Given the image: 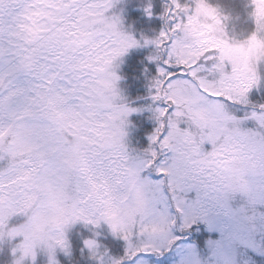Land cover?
I'll return each instance as SVG.
<instances>
[{"label":"snow or ice","instance_id":"obj_1","mask_svg":"<svg viewBox=\"0 0 264 264\" xmlns=\"http://www.w3.org/2000/svg\"><path fill=\"white\" fill-rule=\"evenodd\" d=\"M252 2L257 31L234 45L217 35L221 21L208 0H171L164 28L144 40L156 46L149 56L158 62L152 98L165 106L154 109L158 126L149 146L133 154L125 125L138 109L117 103L120 77L112 69L140 41L122 30L120 16L108 14L115 0H0V236H21L9 218L51 200L70 206L68 227L104 221L124 239L118 258L85 240L98 264H148L144 253L174 246L177 264H259L264 105L243 118L227 107L229 101L248 103L260 80L249 60L264 50L258 36L264 0ZM261 59L257 54V64ZM177 91L184 103L202 104L214 115L196 134L189 122L178 144L173 137L186 109ZM249 115L257 129L242 127ZM205 140L213 150L202 154ZM164 151L172 155L159 160ZM145 170L159 178L142 175ZM198 222L219 234L205 242L206 255L181 243ZM57 248L69 251L66 231L48 246L49 264H59ZM26 257L35 259V246H23L16 264Z\"/></svg>","mask_w":264,"mask_h":264},{"label":"trees","instance_id":"obj_2","mask_svg":"<svg viewBox=\"0 0 264 264\" xmlns=\"http://www.w3.org/2000/svg\"><path fill=\"white\" fill-rule=\"evenodd\" d=\"M212 6L223 8L229 16V20L225 25V33L229 40L244 39L255 30V19L252 15L254 4L252 0H208ZM171 0H115L111 9L108 10L109 15H118L121 17V27L131 33L134 38L140 41V44L131 47L119 60L116 72L120 79L117 86L124 98V102L129 107L136 108L128 116L126 124V143L133 154L141 153L149 146V137L158 126L154 109L164 107L165 102L153 100V92L151 85L153 78L157 75L158 62L150 60L149 56L153 54L155 49L154 44H145V39H154L165 26L164 12L170 5ZM150 5V14L146 9ZM257 71L260 75V80L257 85L253 86L248 94V103L238 101L227 102L228 111L238 117L243 118L246 114L253 111H261L260 105H264V60L257 64ZM186 125L181 123V127ZM242 127L257 129V122L249 115L248 119L242 120ZM208 145L204 143L203 149L208 151ZM171 152L164 151L159 156V160H164L170 157ZM150 175L152 179H156L159 174L145 170L142 175ZM194 193V192H193ZM189 199L194 198L190 193L187 194ZM27 217L23 214H15L9 218L8 226L13 227L22 224ZM69 242V251L65 252L57 248L55 257L59 264H98L97 260L92 258L89 249L85 248L84 239H94L103 248L107 250L108 256L120 257L122 254L119 251V238L113 239L107 232L105 226H92L91 223H82L76 221L72 223L66 231ZM218 233L215 231L209 232L203 222H198L191 226L190 229L183 233V240L192 242L199 250L205 251V242L211 238H218ZM19 238L9 239L8 237L0 238V264H12L14 252L11 248L12 243ZM176 247V246H175ZM162 254L144 253L150 261H155L160 264H168L166 253ZM38 254L36 261L31 262L25 259L24 264H42L43 256ZM202 253V252H201ZM18 254V253H15ZM207 253H205L206 255ZM259 264H264V258L255 257Z\"/></svg>","mask_w":264,"mask_h":264},{"label":"clouds","instance_id":"obj_3","mask_svg":"<svg viewBox=\"0 0 264 264\" xmlns=\"http://www.w3.org/2000/svg\"><path fill=\"white\" fill-rule=\"evenodd\" d=\"M218 15L221 23L216 27L217 35L226 36L225 33V25L229 20V16L226 14L225 10L219 6H213ZM123 30V29H122ZM124 31V30H123ZM254 31H257L255 28ZM125 32V31H124ZM127 33V32H126ZM249 34L244 39H232L231 42L234 45L245 43L247 38L250 36ZM258 36L260 39L264 40V30L258 32ZM257 54L261 56V60H264V50H260ZM253 54L249 60L250 64L253 67L257 66L256 55ZM116 68H113L112 71L116 72ZM117 73V72H116ZM119 96L117 97V103H123V98L120 89L118 88ZM178 100L181 103H184V97L180 95V93L176 92ZM184 109H186L184 113V118L177 124L178 133L177 136L173 137V140L178 144L180 142V136L183 132L189 131V122H191V131L193 134H196L197 128H199L202 121L214 119V115L211 111L202 104H197L194 101H189L188 103H184ZM181 123L185 124V127H180ZM126 127V125H125ZM209 142L211 144L210 151H204L203 145L205 142ZM222 143V141H221ZM219 145H217L218 147ZM213 150V145L210 141L205 140L201 145V153L207 154ZM236 167H242L237 165ZM237 183L242 182L243 176L242 174H237L235 177ZM70 209L69 205L58 206L54 201H38L36 206L32 207L26 214L27 219L22 223L15 227L21 229L22 239L15 246V254L12 264H16L18 260H20L23 246H35V248H44L46 251L49 245L53 244V237L59 234L61 231H67L66 221L68 219L67 213ZM118 211V209H117ZM8 237L6 234L0 236V238ZM26 237V238H25ZM19 245V246H18ZM25 260V259H24ZM24 260L21 261V264H24Z\"/></svg>","mask_w":264,"mask_h":264},{"label":"rangeland","instance_id":"obj_4","mask_svg":"<svg viewBox=\"0 0 264 264\" xmlns=\"http://www.w3.org/2000/svg\"><path fill=\"white\" fill-rule=\"evenodd\" d=\"M260 63V61L258 62V64ZM207 145H208V151H210L211 150V144L209 143V142H205ZM204 150V149H203ZM204 151H206V150H204ZM172 155V154H171ZM146 175H148V174H146ZM150 176V175H149ZM151 177V176H150ZM159 178V176L156 178V179H158ZM194 191H192L191 192V194L194 196V194H195V192L193 193ZM188 194V193H187ZM186 194V195H187ZM173 211H174V209H173ZM80 222H82L83 224L85 223L84 221H80ZM17 226V225H16ZM92 226H94V227H96V226H105L106 227V229H107V232L109 233V235L111 236V237H113V239L115 238V239H117V238H119L120 240V242L118 243V246H119V251H121L122 252V254L124 253V249H125V245H126V242L124 241V239L122 238V237H119V236H117V235H115L113 232H112V230H111V228H110V226L106 223V222H104V221H101L98 225H93L92 224ZM18 240L17 241H15V242H13L12 243V246H11V248H12V250L15 248V246L20 242V240L22 239V237H20V236H18ZM85 240H87V239H84V241ZM118 240V239H117ZM181 243L183 244V243H187V244H193L192 242H187V241H185V240H182L181 241ZM83 245H84V247L85 248H87L86 246H85V244L83 243ZM100 246V245H99ZM100 248L102 249L103 247L102 246H100ZM171 249V251L170 252H167L166 253V260L168 261V264H177V262H178V260H179V246H174V247H172V248H169V249H167V250H170ZM45 249L44 248H37L36 249V257H35V259L33 260L31 257H26L25 259H27V260H30L31 262H34V261H36V258H37V256H38V254H39V252H40V254H43L44 253V255H45ZM200 252H202V254L203 255H205V253H207V248H205V251H201L200 250ZM39 254V255H40ZM46 255H47V257L45 258V256H43L42 258H43V261H42V264H49V257H48V253H46ZM143 256H144V258L148 261V264H160V263H158V262H155V261H150L146 256H145V254H143ZM118 258V257H117Z\"/></svg>","mask_w":264,"mask_h":264}]
</instances>
